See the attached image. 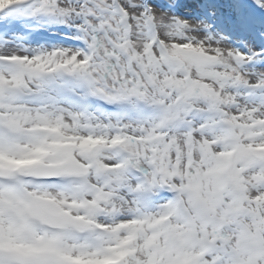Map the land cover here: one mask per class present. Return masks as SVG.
<instances>
[{
	"label": "snow or ice",
	"instance_id": "obj_1",
	"mask_svg": "<svg viewBox=\"0 0 264 264\" xmlns=\"http://www.w3.org/2000/svg\"><path fill=\"white\" fill-rule=\"evenodd\" d=\"M0 264H264V0H0Z\"/></svg>",
	"mask_w": 264,
	"mask_h": 264
}]
</instances>
